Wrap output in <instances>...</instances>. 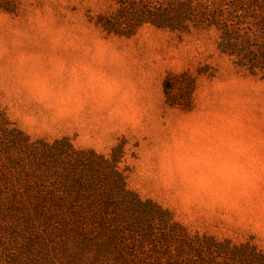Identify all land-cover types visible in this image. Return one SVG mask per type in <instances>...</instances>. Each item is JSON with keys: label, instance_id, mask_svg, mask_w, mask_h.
I'll return each mask as SVG.
<instances>
[{"label": "rangeland", "instance_id": "374dc122", "mask_svg": "<svg viewBox=\"0 0 264 264\" xmlns=\"http://www.w3.org/2000/svg\"><path fill=\"white\" fill-rule=\"evenodd\" d=\"M140 1L0 0V264L264 262V77Z\"/></svg>", "mask_w": 264, "mask_h": 264}, {"label": "trees", "instance_id": "16d2710c", "mask_svg": "<svg viewBox=\"0 0 264 264\" xmlns=\"http://www.w3.org/2000/svg\"><path fill=\"white\" fill-rule=\"evenodd\" d=\"M199 6L195 5L193 0H158L153 5L148 0H141L137 5L136 10L139 16L136 20L139 24L148 23L157 29L178 33L187 32L190 25L213 26L219 32L220 51L232 58L235 66L247 70L251 76H257L260 73L264 77L263 8L250 11L247 0H231L225 8L219 5L217 8L209 7L200 10ZM102 27L107 32H114L113 30L119 26L116 22L110 21ZM113 174L119 173L114 171ZM65 178L75 186L74 197L47 199L43 204H49L51 209L64 208L65 212H69L70 200H92L91 196L88 199L83 194H87L89 190L81 191L78 188L79 184L84 182L81 177L67 176ZM258 264H264V262Z\"/></svg>", "mask_w": 264, "mask_h": 264}]
</instances>
